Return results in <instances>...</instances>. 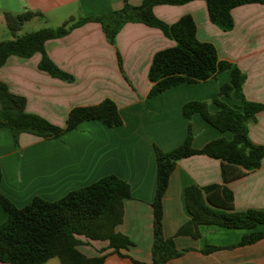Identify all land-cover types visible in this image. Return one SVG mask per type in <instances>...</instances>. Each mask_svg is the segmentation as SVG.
<instances>
[{"label":"crops","instance_id":"0c3cea01","mask_svg":"<svg viewBox=\"0 0 264 264\" xmlns=\"http://www.w3.org/2000/svg\"><path fill=\"white\" fill-rule=\"evenodd\" d=\"M143 0H129L138 5ZM124 0H0V35L7 34L6 11L38 12L28 22L43 27H58L66 20L120 9ZM156 16L174 23L183 15L193 16L200 41L212 43L221 60L237 67L245 75L243 93L247 100L264 106V3H248L232 9L234 26L225 31L214 24L204 0L181 5L160 4ZM25 23V24H26ZM52 25V26H51ZM24 26V25H23ZM41 28V27H40ZM156 27L141 22L126 23L111 43L100 23L90 21L73 28L62 37L46 42V50L54 63L72 76V80L54 77L39 68L42 55L30 57L12 54L0 68V80L10 91L26 98V110L41 115L64 127L70 111L78 106L95 105L112 99L118 106L123 123L108 127L99 120L83 121L78 128L59 138H43L21 133L16 145L12 131L0 127V192L18 207L35 196L55 201L68 192L115 174L127 180L132 198L124 203V218L117 230L133 242L115 252L107 242L88 241L80 249L88 256L106 254L105 264H153V207L157 186L155 145L169 150L184 141L189 125L193 145L203 147L222 135L196 113L191 119L182 114L183 105L191 100L209 103L217 110L214 99L221 85L231 77L230 70L216 78L198 83H181L161 94L149 97L153 83L149 68L159 50L173 47ZM230 105H241L235 96H221ZM251 140L264 145V107L249 126ZM219 184L205 194L206 203L222 209L225 198L222 186L227 185L234 201L227 211L264 210V158L259 168L224 184L222 162L206 154H195L178 161L170 176L163 198L164 235L173 238L183 253L167 264H264V238L246 245H236L252 230L201 225V236L177 235V230L191 215L184 192L191 185L205 187ZM0 203V224L6 220ZM264 231V224L256 228ZM206 244L228 246L211 253L202 250ZM0 264H11L1 262Z\"/></svg>","mask_w":264,"mask_h":264},{"label":"trees","instance_id":"16d2710c","mask_svg":"<svg viewBox=\"0 0 264 264\" xmlns=\"http://www.w3.org/2000/svg\"><path fill=\"white\" fill-rule=\"evenodd\" d=\"M191 1L194 0H143L138 5H132L129 0H124L120 9L85 16L77 21L70 18L58 27H43L22 35L19 31L23 25L41 14L32 10L23 13L6 11L4 18L13 38L0 40V68L12 54L30 57L39 52L42 55L39 63L41 70L70 81L72 76L58 67L48 55V40L62 37L73 28L90 21L100 23L113 44L119 31L128 22H141L159 28L168 38L175 40L176 44L155 53L148 74L153 83L149 97L181 83L206 81L230 70V80L221 85L219 95L213 101L217 106L215 112L210 111L207 101L191 100L183 105L182 114L191 119L194 114L199 113L221 133L230 132L232 137L222 135L203 147L196 148L193 145L194 136L190 124L186 138L179 145L169 150H162L155 145L157 186L152 202L153 264H167L170 259L183 253V250L176 247L173 238L164 235L163 225V198L170 176L180 159L195 154H206L220 159L222 178L226 184L259 168L264 158V145L254 143L249 135L250 124L256 121L257 113L264 106L245 98L244 73L229 62L221 60L212 43L198 39L196 22L192 15H183L170 24L154 12V7L160 4L181 5ZM204 1L211 21L225 31L234 26L233 8L248 3H264V0ZM221 96L240 98L241 105H230ZM88 120H99L108 127L123 123L117 104L112 99H104L95 105L73 108L66 125H56L41 115L28 112L26 98L11 92L8 85L0 80V127L10 128L16 145H19L21 133L59 138ZM1 180L0 166V182ZM217 188H220L219 184L205 187L191 185L185 188V205L191 218L176 234L199 238L201 225H218L252 230L236 245L252 244L264 238V231L256 230L258 225L264 224V210L227 211L234 201V194L227 185L222 186L225 205L222 209L214 208L206 203L205 194ZM131 198L130 183L115 174L106 175L89 185L72 190L55 201L35 196L23 207H18L0 192V203L7 216L0 224V261L11 264H46L56 257L61 264H105L106 254L88 256L80 246L85 243L84 239L107 242L108 248L115 252L132 245L130 238L117 230L124 218V203ZM234 246L206 244L202 251L208 254Z\"/></svg>","mask_w":264,"mask_h":264},{"label":"rangeland","instance_id":"374dc122","mask_svg":"<svg viewBox=\"0 0 264 264\" xmlns=\"http://www.w3.org/2000/svg\"><path fill=\"white\" fill-rule=\"evenodd\" d=\"M38 23L39 22H28V23L24 24V26L19 31V34L22 35V34H25L28 32H32V31L38 30V29H40V27L42 28V26H44V25H38ZM11 38H13V35L9 29L7 30L6 35H0V40L11 39ZM46 264H61V263H60V260L55 257V258H52L51 260H49Z\"/></svg>","mask_w":264,"mask_h":264}]
</instances>
